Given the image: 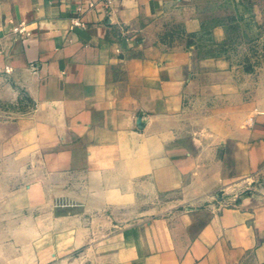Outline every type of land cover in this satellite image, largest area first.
<instances>
[{"label": "crops", "instance_id": "0c3cea01", "mask_svg": "<svg viewBox=\"0 0 264 264\" xmlns=\"http://www.w3.org/2000/svg\"><path fill=\"white\" fill-rule=\"evenodd\" d=\"M97 2L0 0V165L23 177L17 198L119 224L131 200L168 201L114 228L102 264H264V194L204 204L264 174V78L224 50V0ZM64 219L40 230L68 264L80 226Z\"/></svg>", "mask_w": 264, "mask_h": 264}, {"label": "rangeland", "instance_id": "374dc122", "mask_svg": "<svg viewBox=\"0 0 264 264\" xmlns=\"http://www.w3.org/2000/svg\"><path fill=\"white\" fill-rule=\"evenodd\" d=\"M224 20L229 24L230 37L224 50L232 59L235 69L239 72H250L264 78V0H224ZM9 170L0 165V264H65L59 258L65 254L63 247L55 246L54 231H41L42 224L50 227L57 218L60 224L57 227L80 226V247L71 252L68 264H102L100 257L103 254L105 243L119 232L114 228H134L137 223L147 222L161 216L166 210L167 200L157 197L141 201L144 209L135 207V201H129L128 214L121 216L112 213L111 216L102 214L76 217L71 215H52L50 212L38 213V209L24 207L23 199L17 198L15 192L24 191V184L15 183L14 179L23 177L20 174L10 176ZM20 181V182H21ZM55 191L63 189L54 188ZM243 192H258L264 194V174L235 181L234 183L214 191L204 203L212 206L230 205L232 199ZM19 197V196H18ZM48 201H45V204ZM54 202V201H53ZM56 202V201H55ZM61 202V201H59ZM40 201H37L36 206ZM50 203V201H49ZM133 205V206H132ZM204 206V205H202ZM143 208V207H142ZM60 212L63 209H59ZM154 211V214H141ZM79 219V224H77ZM126 219V221H125ZM106 229V230H105ZM111 229V230H108ZM64 261V262H65Z\"/></svg>", "mask_w": 264, "mask_h": 264}, {"label": "built area", "instance_id": "2783aa9c", "mask_svg": "<svg viewBox=\"0 0 264 264\" xmlns=\"http://www.w3.org/2000/svg\"><path fill=\"white\" fill-rule=\"evenodd\" d=\"M113 0H98L97 3H100V5H102V7L108 9L111 6ZM96 3L93 1H89L88 2V8H93L95 7Z\"/></svg>", "mask_w": 264, "mask_h": 264}]
</instances>
